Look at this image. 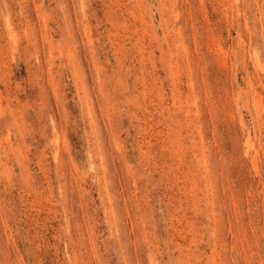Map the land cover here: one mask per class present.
Masks as SVG:
<instances>
[{"label": "rangeland", "instance_id": "374dc122", "mask_svg": "<svg viewBox=\"0 0 264 264\" xmlns=\"http://www.w3.org/2000/svg\"><path fill=\"white\" fill-rule=\"evenodd\" d=\"M263 69L264 0H0V264H264Z\"/></svg>", "mask_w": 264, "mask_h": 264}, {"label": "bare ground", "instance_id": "6f19581e", "mask_svg": "<svg viewBox=\"0 0 264 264\" xmlns=\"http://www.w3.org/2000/svg\"><path fill=\"white\" fill-rule=\"evenodd\" d=\"M258 67L261 68V70H262V67H261L259 64H258ZM263 70H264V69H263ZM255 95H256V94H255ZM257 95H258V94H257ZM257 95H256V96H257ZM259 97H260V96H259ZM255 98H256V97H255ZM257 98H258V97H257ZM253 99H254V98H253ZM258 100H259V99H258ZM254 101H255V104H256V100H254ZM260 102H261V98H260ZM260 102H259V103H260ZM257 106H258V105H257ZM259 106H260V105H259ZM259 108H260V107H257L256 110H259ZM261 108H262V107H261ZM246 146H247L248 149L251 147V143H250V141H249L248 139L246 140ZM248 149H247V151H248ZM255 158H256V154H255L254 159H255ZM254 159L252 160V163H251V164L255 163V160H254ZM253 161H254V162H253ZM256 161H257V160H256ZM250 162H251V161H250ZM254 165H256V167H258L257 164H254ZM252 167H253V166H252ZM254 167H255V166H254ZM254 167H253V168H254ZM257 169H258V168H257ZM257 169H255V170H257Z\"/></svg>", "mask_w": 264, "mask_h": 264}]
</instances>
